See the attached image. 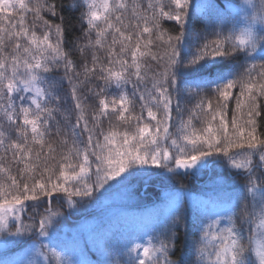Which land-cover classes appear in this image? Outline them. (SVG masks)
Masks as SVG:
<instances>
[{"label": "snow or ice", "instance_id": "snow-or-ice-1", "mask_svg": "<svg viewBox=\"0 0 264 264\" xmlns=\"http://www.w3.org/2000/svg\"><path fill=\"white\" fill-rule=\"evenodd\" d=\"M209 8L0 0V236L30 244L0 264H92L59 236L53 197L100 206L153 169L197 174L214 159L241 189L193 202L191 220L177 192L119 239L97 225V264H264V0ZM65 11L79 13V63Z\"/></svg>", "mask_w": 264, "mask_h": 264}, {"label": "trees", "instance_id": "trees-1", "mask_svg": "<svg viewBox=\"0 0 264 264\" xmlns=\"http://www.w3.org/2000/svg\"><path fill=\"white\" fill-rule=\"evenodd\" d=\"M233 2L239 3L240 0H233ZM225 3L226 0H193V4L195 6L200 5L205 12L211 10L209 8V5L222 7ZM64 15L66 18H71L73 24V28L66 33L65 47L70 51L73 59L76 60L77 63H79L80 57L79 54L75 51L76 38L80 35V25L76 22L79 13L65 11ZM196 19H202V17L200 15H197ZM199 26L200 25H197V27ZM165 27H170V22L166 23ZM67 88L68 85L66 82H64L63 86L59 89V93L64 99H68ZM68 102L69 104H71L70 99ZM212 164L214 167L211 171L210 167ZM152 171L160 172V175H155L152 177H142L133 180L126 191L110 195L100 206H78V208L76 209H69L66 204H56V197H53V206L59 208L63 213V215L58 218L54 225L55 228L60 229L59 236L61 237V239H64L65 237L70 239L72 236L76 235L79 240L80 248L84 249L83 258L91 261L92 264H97L98 260L103 259L101 253L104 248H101L97 241L91 242L88 240V233L94 232V224L89 226L88 233L81 232L82 229L79 227H81L82 224L88 223L90 221L94 222L106 216V221L104 220L98 225L102 226V229L106 233H108L109 236L114 234L119 239L121 237V234L125 236L126 231L124 230V228L126 229V227H129L130 224H134L138 221L146 219V214L151 211L149 207L150 204H155V208L158 205L169 202V196L172 194H176L177 192H180L183 196V199L181 201L182 212L187 215V218L189 220H191V217L193 215L192 203L196 201V198H194L193 196H196L201 189L196 183V180L205 182L209 178L210 183H233L231 189L225 191V194H231L234 190L241 189L245 183L244 179L241 176L236 175L223 160L216 161L214 159L208 168L200 171L197 175H193L191 173L184 174L183 171H181L179 175L168 173L164 170L159 169H153ZM231 172L233 175H231ZM192 176H194V178L196 179H191ZM165 194L169 196L165 197ZM189 195L191 196V198L188 197ZM134 207L138 208V211H140L142 214L141 217L143 216L144 218L132 219L128 221L127 218L118 220L116 215H113L114 209L118 210L122 208L128 210L129 208ZM125 220H127L128 223H125ZM107 221H112L113 223L109 224L108 227ZM95 227L97 229V223ZM103 237L105 236L103 235ZM190 239L194 240L195 237H190ZM3 240V236H0V245L4 244ZM183 241L184 234L183 232H181L177 254L179 253V249L183 246ZM7 247H9L7 248L8 251L0 252V260H12L15 256L16 258H20L21 256L19 255L22 251H30L29 243H7Z\"/></svg>", "mask_w": 264, "mask_h": 264}, {"label": "rangeland", "instance_id": "rangeland-1", "mask_svg": "<svg viewBox=\"0 0 264 264\" xmlns=\"http://www.w3.org/2000/svg\"><path fill=\"white\" fill-rule=\"evenodd\" d=\"M197 6H199V8L202 9V7L200 5H197ZM213 167L214 166L212 164L211 167H210L211 171L213 170ZM193 175H195V174H193ZM231 175H233L232 172H231ZM193 178H194V176H192L191 179H193ZM194 179H196V178H194ZM196 181H197L196 183L201 188L199 193L196 196H193L194 198H196V201L205 200V199L208 198V196L215 195V194H225V191L230 190L231 186L233 185V183H222V184L210 183L209 182V178L205 182H201L199 180H196ZM167 196H169V195H166L165 197H167ZM174 196H175V194H172V195L169 196V202L174 199ZM182 197H181V201L183 199ZM188 197L191 198L190 195ZM154 205L155 204H150L149 207H150L151 210L154 209ZM118 207H120V206H118ZM118 210H119V213L123 214V216H116L118 218V220H122V219L127 218L128 221H130L132 219L144 218L143 216L141 217L142 214H141L140 211H138V208H136V207L129 208L128 210H125V209H122V208H120ZM106 219H107V217L104 216L103 218H100V219H98V220H96L94 222L90 221L88 223L82 224L81 227H79V228L82 229L81 232L88 233L89 226L94 224V228H95L94 232H89L88 233L89 234L88 240L91 241V242H96L97 241L101 248H104L105 237H103V233L101 231L96 229L95 225H96V223H97V225L102 223L104 220L106 221ZM112 223H113L112 221H107L108 227H109V224H112ZM124 230L126 231V233H125V236L124 235L123 236L126 237L128 235V233L132 229L127 226L126 229L124 228ZM103 232H105V231L103 230ZM7 248H9V247H7V245L5 246V244L0 245V252L8 251ZM28 253H29V251H25L24 250L19 255V256H21L20 258H16V256H15L12 260L15 261V260H18V259H26V257L28 258ZM24 256H25V258H24Z\"/></svg>", "mask_w": 264, "mask_h": 264}]
</instances>
